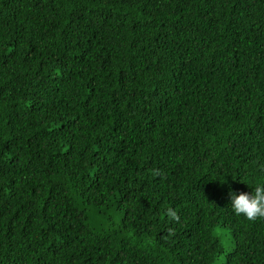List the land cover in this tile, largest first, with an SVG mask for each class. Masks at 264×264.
Here are the masks:
<instances>
[{
    "label": "trees",
    "instance_id": "16d2710c",
    "mask_svg": "<svg viewBox=\"0 0 264 264\" xmlns=\"http://www.w3.org/2000/svg\"><path fill=\"white\" fill-rule=\"evenodd\" d=\"M261 182L264 0H0V264H264Z\"/></svg>",
    "mask_w": 264,
    "mask_h": 264
},
{
    "label": "clouds",
    "instance_id": "9594fccd",
    "mask_svg": "<svg viewBox=\"0 0 264 264\" xmlns=\"http://www.w3.org/2000/svg\"><path fill=\"white\" fill-rule=\"evenodd\" d=\"M64 72L65 70L63 69H53L50 77L48 78L49 82L53 85L55 78H57L58 75L61 81L56 79V83H61L62 86L65 82ZM93 177L94 178L88 179L90 186L82 191V194L93 190L102 179L101 174H99L97 170L93 173ZM253 188L254 191L251 193H230V208L232 213L237 217H243L247 221H256L257 219L264 218V182L255 184ZM168 215L173 219H179L175 211L171 209L168 210ZM107 217L108 215L106 214V218Z\"/></svg>",
    "mask_w": 264,
    "mask_h": 264
}]
</instances>
